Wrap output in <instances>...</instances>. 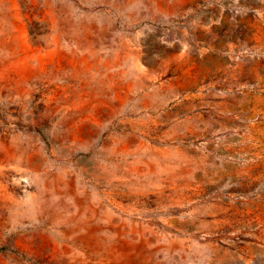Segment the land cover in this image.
Wrapping results in <instances>:
<instances>
[{"label":"rangeland","instance_id":"1","mask_svg":"<svg viewBox=\"0 0 264 264\" xmlns=\"http://www.w3.org/2000/svg\"><path fill=\"white\" fill-rule=\"evenodd\" d=\"M0 264H264V0H0Z\"/></svg>","mask_w":264,"mask_h":264}]
</instances>
